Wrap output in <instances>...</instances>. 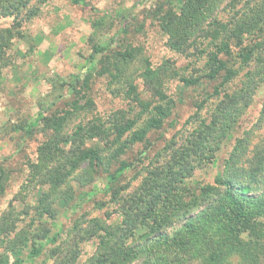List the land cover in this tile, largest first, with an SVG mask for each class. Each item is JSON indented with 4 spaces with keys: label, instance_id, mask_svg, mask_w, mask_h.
<instances>
[{
    "label": "rangeland",
    "instance_id": "1",
    "mask_svg": "<svg viewBox=\"0 0 264 264\" xmlns=\"http://www.w3.org/2000/svg\"><path fill=\"white\" fill-rule=\"evenodd\" d=\"M83 2L33 0L26 8L14 13L11 8L9 14H0V31L10 30L14 36L0 80V169L5 170L7 186L0 196V258L8 256L10 264L17 258L24 260V264H86L98 251L96 232L104 233L100 232L98 224L121 226V205L130 199L131 193L140 189L151 169L161 167L174 150L189 144L195 131L200 132L202 121L212 123L225 93L247 90L251 99L244 98L240 109L220 117V141H210L212 146L209 147V151L219 148L214 152L215 163L195 169L194 176L184 180L187 188L194 192L200 187L198 184L214 185L220 173H230L235 179L244 178L252 183L250 160L258 147L264 148V67L253 63L245 67L232 61L230 66L237 69V76L220 96H215L214 89L221 80L206 78L207 58L200 53L208 46V39L198 38L195 44L199 46L198 52L191 49L190 53L182 55L171 51L167 46L168 38L154 16L160 0ZM253 10L257 16L245 26L249 29L244 35L245 43H264V0H223L213 18L234 29L252 16ZM123 23L126 32L122 31ZM115 37L116 42L112 44ZM97 45H112L113 51L129 45L139 47L143 50L142 57L155 66L169 61L181 76L201 77V82L186 87L177 78L169 81L167 94L172 114L163 129L150 132L146 142L134 145L123 157L122 160L133 163V167L113 180L102 168L86 163L78 175L61 188V197L54 204L56 218L42 217L35 208L41 196L50 190L47 185L29 181L28 167L37 160L46 134L41 125L29 130L27 126L42 108L52 103L55 107L51 111L69 108L74 97L66 96V88L62 89L60 83L73 82L78 76L83 80ZM256 55L255 61L264 55V49ZM99 59L97 56L95 61L98 63ZM142 65L143 62L137 64ZM99 68L97 64L92 71L89 119L101 117L107 122L116 113L136 117L141 109L133 99L125 98L127 88L111 85L106 76L98 75ZM136 84L140 99L149 100L142 79H137ZM61 94L65 97L60 98ZM203 101L206 105L196 115L197 105ZM86 102L87 99L81 101L83 105ZM74 120L80 123L88 117ZM238 143V158L231 166L228 161ZM94 144V141L88 142V145ZM118 168L119 164H114L111 173ZM262 186L263 183L259 184L257 189ZM63 199H67L68 204ZM177 225L175 223L168 230ZM45 228L50 230L49 235L41 238ZM148 232L149 228L142 226L136 238L141 241ZM32 242L42 248L41 254L34 258L29 256ZM13 246H16L14 252Z\"/></svg>",
    "mask_w": 264,
    "mask_h": 264
},
{
    "label": "trees",
    "instance_id": "2",
    "mask_svg": "<svg viewBox=\"0 0 264 264\" xmlns=\"http://www.w3.org/2000/svg\"><path fill=\"white\" fill-rule=\"evenodd\" d=\"M32 1L0 0V14H9L11 8L14 13L26 8ZM222 2L160 0L154 12L168 38L167 46L173 52L182 55L190 53L191 49L198 52L199 46L195 45L198 38L208 39V46L200 53L206 54L207 58L206 78L221 80L214 89L215 96H220L237 76V69L230 66L232 61H238L245 67L252 63L264 67V55L255 61L256 54L264 49V43H245L244 38L249 32L246 24L257 16L254 10L243 24L232 29L228 23L213 18L214 11ZM74 3L84 2L74 0ZM126 28L123 23L122 31L126 32ZM13 37L10 30L6 33L0 31V80L8 63L6 54ZM116 37L112 39V44L116 42ZM97 56L100 57L98 63L95 61ZM142 56L143 50L131 45L115 51L112 45H97L83 80L78 76L73 82L60 83L62 89L66 88V96L74 97L69 108L51 111L55 107L52 103L42 108L27 126L29 130L41 125L46 134V140L38 149L37 160L28 167L29 181L47 185L50 190L41 196L35 208L40 216L56 218L54 204L61 197V188L75 178L86 163L102 168L113 180L132 168L133 163L122 160L123 157L134 145L146 142L150 132L163 129L172 114L167 94L168 82L177 78L186 87L197 86L201 82V77L181 76L178 70L172 69L169 61L155 66ZM138 62H143V65L137 66ZM97 64L100 77L106 76L111 85L127 88L125 98L133 99L141 109L136 117L116 113L107 122L101 117L89 119L91 110L88 107L92 101L88 92L94 78L92 71ZM137 79H142L150 95L149 100L140 99ZM249 96L247 90L225 93L212 123L202 121L200 132L195 131L189 144L174 150L161 167L149 171L140 189L131 193L130 199L121 205V226L115 228L98 224L100 232L104 233L96 232L98 251L86 264H264V148L258 147L250 160L253 185L244 178L235 179L230 173L218 174L214 185L198 184L200 187L194 192L184 182L194 176L198 167L215 163L214 152L219 148L209 151V147L212 146L210 141H220V117L240 109L242 100H250ZM59 97L65 96L61 94ZM85 99L87 102L83 105L81 101ZM205 105V101L197 105L196 115ZM85 116L87 121L75 123L74 118ZM89 141L95 144L88 145ZM239 143L228 161L231 166L238 158ZM114 164H119V168L111 173ZM5 176V170L0 169V196L7 188ZM261 183L263 186L258 190L257 186ZM64 202L67 203V199ZM175 223L178 227L168 230ZM142 226H147L149 232L140 241L136 234ZM49 231L45 228L41 238H47ZM32 246L30 258L39 256L41 245L32 242ZM15 249L16 246H13V252ZM24 262L17 258L12 264ZM0 264H10V258L1 257Z\"/></svg>",
    "mask_w": 264,
    "mask_h": 264
}]
</instances>
